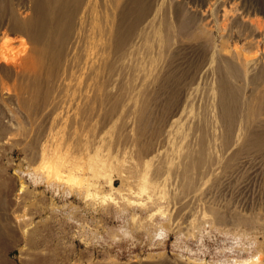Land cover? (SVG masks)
<instances>
[{
  "label": "rangeland",
  "instance_id": "obj_1",
  "mask_svg": "<svg viewBox=\"0 0 264 264\" xmlns=\"http://www.w3.org/2000/svg\"><path fill=\"white\" fill-rule=\"evenodd\" d=\"M85 1L0 25V261L264 264V0Z\"/></svg>",
  "mask_w": 264,
  "mask_h": 264
},
{
  "label": "bare ground",
  "instance_id": "obj_2",
  "mask_svg": "<svg viewBox=\"0 0 264 264\" xmlns=\"http://www.w3.org/2000/svg\"><path fill=\"white\" fill-rule=\"evenodd\" d=\"M57 1H58V3H57L58 5L56 7H57L58 11L56 13H60L65 18H64L63 24H60V23L58 24V32H52V33L58 35V37H59V39L61 41V44H62L63 43L62 39L65 38L66 36H68V34L72 30V27H73V21H72L73 15H74V12L81 5L80 1L82 2V0H74L73 2H71V1L68 0L70 3L69 2L67 3V0H57ZM83 1H85V0H83ZM32 2H33L32 3V6H30V7L33 9L34 15L31 14L30 15L31 18L30 17L29 18L27 17L26 19H23V20H20L19 19V17H18L19 15L17 13L18 11L16 12L17 9H15V7L13 8L11 6H6L5 3L2 4L3 9L5 8L7 10V13H6L7 14V19L6 20H2L0 22V25L1 24H7V25H9L8 27L10 29H12V30H19V31L24 30V31H26L28 33V35L30 36V39L32 40V43L35 45L34 46V50L36 51V63H38L39 65H41V64H43L44 60H43V56L42 55H39V53H40V50H41L42 47L47 50L48 48H50V46L52 44V39H51V35L52 34H51V32L47 31V28L51 27L53 25V22H52L51 19H50L51 21L48 22V16H49V14L51 12V8H50V5L48 4L47 0H32ZM76 12H78V11H76ZM74 20H75V18H74ZM253 20H255V19H253ZM259 21L256 23V29L258 31H261V22H259ZM4 33L5 32H3V34ZM6 34L7 33H5V36H7ZM45 35H47L46 37H48V40L47 39L46 40H43L44 37H45ZM44 41H46V42H44ZM10 45H11V40L9 38H6L3 42H0V60H3L4 62H6L8 64V63H10V61L13 62V63H18L19 59H21V60L23 59V61H24L27 58V55H23L21 57V50L22 49L21 50H19V49L18 50H15V47L14 46H10ZM60 46H62V45H60ZM59 54H60V52H58V55ZM11 55H13V57H10ZM10 64H12V63H10ZM225 92L226 91H224V93ZM226 94H230V93H226ZM225 98H226V96H225ZM227 98H228V96H227ZM227 101H229V99ZM232 106L233 105L231 104V108H233ZM226 113L224 112V115ZM224 118L225 117H223V119ZM228 118H229V120H231L230 117H228ZM234 119H233V121H234ZM224 122H226V121H224ZM230 123H231V121H230ZM226 124H227V122H226ZM230 127H232V126H230ZM228 132H229V130H228ZM45 151H43V152H45ZM43 152H42V155H43ZM51 155L53 156V153ZM48 162H50V161H48ZM48 165H49V163H48ZM52 172H53V170H52ZM34 237H35V235H34ZM0 264H7V263H5V261H4V263L2 261H0Z\"/></svg>",
  "mask_w": 264,
  "mask_h": 264
}]
</instances>
